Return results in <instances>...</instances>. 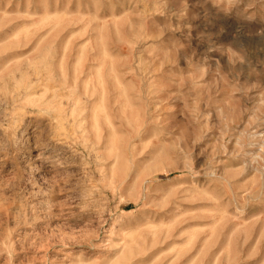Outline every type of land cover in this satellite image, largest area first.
I'll use <instances>...</instances> for the list:
<instances>
[{
    "label": "rangeland",
    "instance_id": "obj_1",
    "mask_svg": "<svg viewBox=\"0 0 264 264\" xmlns=\"http://www.w3.org/2000/svg\"><path fill=\"white\" fill-rule=\"evenodd\" d=\"M73 261L264 264V0H0V264Z\"/></svg>",
    "mask_w": 264,
    "mask_h": 264
},
{
    "label": "clouds",
    "instance_id": "obj_2",
    "mask_svg": "<svg viewBox=\"0 0 264 264\" xmlns=\"http://www.w3.org/2000/svg\"><path fill=\"white\" fill-rule=\"evenodd\" d=\"M9 252H11V245L8 246V249H7ZM72 264H77L76 261H73Z\"/></svg>",
    "mask_w": 264,
    "mask_h": 264
}]
</instances>
